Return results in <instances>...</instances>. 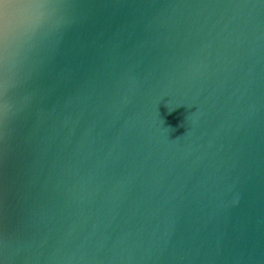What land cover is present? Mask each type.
<instances>
[{"label": "water", "instance_id": "water-1", "mask_svg": "<svg viewBox=\"0 0 264 264\" xmlns=\"http://www.w3.org/2000/svg\"><path fill=\"white\" fill-rule=\"evenodd\" d=\"M0 264H264V0H0Z\"/></svg>", "mask_w": 264, "mask_h": 264}]
</instances>
